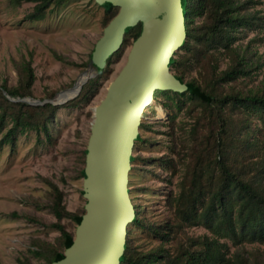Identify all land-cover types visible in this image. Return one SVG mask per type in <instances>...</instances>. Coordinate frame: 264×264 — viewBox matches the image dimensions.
Returning a JSON list of instances; mask_svg holds the SVG:
<instances>
[{
  "label": "trees",
  "instance_id": "obj_1",
  "mask_svg": "<svg viewBox=\"0 0 264 264\" xmlns=\"http://www.w3.org/2000/svg\"><path fill=\"white\" fill-rule=\"evenodd\" d=\"M21 1L11 0V3ZM25 1L34 2L25 18L40 20L52 3L62 0ZM251 1L181 0L186 40L174 51L168 64L176 77L187 83V89L182 92L157 89L154 97L161 92L169 98V105L181 108V104L188 100L201 109L189 129L190 141H180L183 152L177 153L178 160L171 155L158 157L169 170L166 178L169 183L178 171V163H184L177 188L172 187L167 192L166 204L170 215L165 219L146 221L140 215L138 204L133 202L135 213L127 225L119 264H264V245L263 248L245 246L264 244V140L257 137L250 139L249 135H245L249 116L261 121L258 129L264 134V78L262 84L246 89L230 84L246 76L252 65L245 57L244 48L236 45L237 40L245 37L247 26L259 23L256 22L258 16L248 11ZM100 4L106 13V24L118 7L110 1ZM196 17L201 18L199 22H195ZM141 28L140 21L126 26L122 44L129 42L130 38L132 43ZM119 48L106 57L103 70L107 69L112 55ZM215 51H229L232 61L220 68L217 59H212ZM16 67L19 73L17 83L0 84V129L6 122L9 123L5 132L8 139H12L16 130L29 129L38 133L42 131L46 138H50L48 122L60 105L10 100L3 90L12 96L31 94L35 79L29 58L23 59ZM193 67L200 78L192 76L185 79ZM98 77L89 78L67 104L85 99ZM64 94L69 97L73 92ZM190 109H194V104ZM237 112L241 114H235ZM146 126V122H140V127ZM142 138L140 135L137 140ZM169 147L172 152L175 151V144ZM86 152L85 146L81 154V176ZM135 157L131 154V161ZM46 181L50 186L47 205L56 218L49 225L59 230L60 234L55 243L35 241L36 247L32 251L50 264L54 258L63 255L64 248L73 240L74 231L69 230L62 219L70 218L76 226L85 210L86 200L82 210H69L64 202L63 190L55 182ZM12 213L16 214L15 211ZM134 224L151 233L158 244L137 249L132 239ZM198 225L208 231L198 234L187 231ZM168 242L169 247L165 245ZM21 264L30 263L21 261Z\"/></svg>",
  "mask_w": 264,
  "mask_h": 264
},
{
  "label": "rangeland",
  "instance_id": "obj_2",
  "mask_svg": "<svg viewBox=\"0 0 264 264\" xmlns=\"http://www.w3.org/2000/svg\"><path fill=\"white\" fill-rule=\"evenodd\" d=\"M33 5V1L12 4L11 0H0V84H16L19 78L16 65L29 58L35 79L28 95L36 99L54 97V100L60 96L64 100V93L75 86L88 66L94 44L102 34L106 13L96 0H62L52 3L43 19L25 18ZM248 11L258 16L256 22L260 24L247 26L245 37L236 43L244 48L245 57L252 64L246 76L230 82L241 89L258 86L264 78V0H252ZM200 19L196 17L195 22ZM130 45L131 38L112 55L107 69L95 75L99 76L97 83L85 99L67 104L76 94L56 104L60 106L48 122L50 138H46L42 131L38 133L29 129L16 130L12 139H8L5 132L9 123L0 129L1 264H21V261L46 264L43 257L32 251L36 247L35 241L55 243L60 234L49 225L56 218L47 205L50 186L46 179L63 190L67 209L82 210L85 197L81 192L83 177L79 175V169L90 133L92 107L104 96L108 83L126 61ZM212 59H217L220 68L232 61L229 51H215ZM192 76L200 78L194 67L185 79ZM169 101L167 95L158 92L152 103L145 107L141 121L148 126L139 127L143 138L136 140L132 148L136 157L129 170L130 196L146 221L161 220L170 215L166 204L167 192L172 187L177 188L184 163H178V171L169 183L166 179L169 170L158 157L171 155L178 160L177 153L183 152L180 141H190L189 129L201 109L188 100L181 104V108L169 105ZM193 104L194 109H190ZM249 120L245 135L250 139L264 140V134L258 129L261 121L251 116ZM170 144H175L174 152ZM62 221L74 231L75 223L70 218ZM187 231L198 234L208 230L198 225ZM132 237L137 249L158 244L151 233L135 224ZM165 245L169 247L170 242ZM263 245L245 244L247 248H263Z\"/></svg>",
  "mask_w": 264,
  "mask_h": 264
},
{
  "label": "water",
  "instance_id": "obj_3",
  "mask_svg": "<svg viewBox=\"0 0 264 264\" xmlns=\"http://www.w3.org/2000/svg\"><path fill=\"white\" fill-rule=\"evenodd\" d=\"M96 1H110L118 10L94 44L87 66L92 64L94 71L71 97L103 69L106 57L121 46L126 26L140 21L142 28L104 96L92 107L82 176L85 210L75 226L72 242L50 264H119L127 225L135 213L128 191L130 156L134 141L140 136L143 110L152 103L157 89L177 92L187 89V83L177 78L168 64L174 51L186 40L181 0ZM3 92L12 101L60 103L54 97L36 99Z\"/></svg>",
  "mask_w": 264,
  "mask_h": 264
},
{
  "label": "bare ground",
  "instance_id": "obj_4",
  "mask_svg": "<svg viewBox=\"0 0 264 264\" xmlns=\"http://www.w3.org/2000/svg\"><path fill=\"white\" fill-rule=\"evenodd\" d=\"M92 67H93V65L91 64L90 67H88L86 70H84L83 73H82V75L79 77L78 81L76 82L75 86H73L72 88H70V89H68V90H69V91H72L73 94H74V93L77 91V89L79 88V85L82 83V81H83L86 77H88V76L94 71V69H93ZM66 91H67V90H66ZM73 94H72V95H73ZM65 97H66V99H67V98H69V97H71V96L67 97V95L65 94ZM64 100H65V99H64ZM64 100H62V98L60 99V96H59L58 99L55 100V101H57V102H62V101H64Z\"/></svg>",
  "mask_w": 264,
  "mask_h": 264
}]
</instances>
